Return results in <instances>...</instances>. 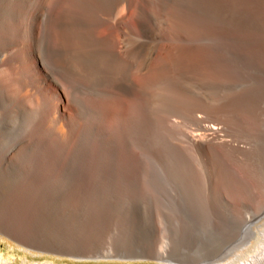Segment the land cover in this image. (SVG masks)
<instances>
[{
	"label": "bare ground",
	"instance_id": "bare-ground-1",
	"mask_svg": "<svg viewBox=\"0 0 264 264\" xmlns=\"http://www.w3.org/2000/svg\"><path fill=\"white\" fill-rule=\"evenodd\" d=\"M0 68L5 103L18 87L41 107L33 131L49 157L71 165L90 131L106 156L134 173L129 141L143 122L171 135L183 155L172 156L185 167L182 178L190 169L196 182L203 171L211 189L229 185L235 195V179L255 174L249 140L264 122V0H0ZM21 158L5 156L0 172L14 171ZM17 201L3 210L12 215L0 213V233L24 238L29 231L12 216L27 222L37 206L25 195ZM233 264H264V227Z\"/></svg>",
	"mask_w": 264,
	"mask_h": 264
},
{
	"label": "rangeland",
	"instance_id": "rangeland-1",
	"mask_svg": "<svg viewBox=\"0 0 264 264\" xmlns=\"http://www.w3.org/2000/svg\"><path fill=\"white\" fill-rule=\"evenodd\" d=\"M3 18L9 19L7 12ZM9 90L15 98L5 103L7 90L0 88V160L22 158L14 171L0 172V213L18 206L21 195L37 206L27 222L12 216L29 231L25 239L0 233V253L9 264H233L253 250L264 227V122L249 140L255 174L236 178L239 193L232 195L229 185L211 189L203 171L196 182L190 169L182 178L185 167L172 156L183 155L171 135L143 122L129 141L137 156L134 173L133 166L124 169L119 158L106 156L90 131L82 134L71 165L70 158L49 157L33 131L41 107L18 87ZM90 116L86 110V124ZM29 140L36 146L18 154ZM62 161L64 167L58 165ZM33 180L47 183L38 188ZM241 199L247 205L237 207ZM150 251L164 252L163 261L150 258Z\"/></svg>",
	"mask_w": 264,
	"mask_h": 264
},
{
	"label": "snow or ice",
	"instance_id": "snow-or-ice-1",
	"mask_svg": "<svg viewBox=\"0 0 264 264\" xmlns=\"http://www.w3.org/2000/svg\"><path fill=\"white\" fill-rule=\"evenodd\" d=\"M0 264H7V261L3 258L2 253H0Z\"/></svg>",
	"mask_w": 264,
	"mask_h": 264
}]
</instances>
